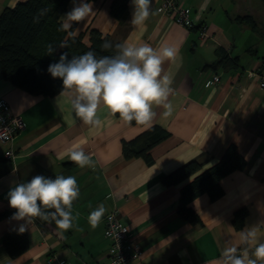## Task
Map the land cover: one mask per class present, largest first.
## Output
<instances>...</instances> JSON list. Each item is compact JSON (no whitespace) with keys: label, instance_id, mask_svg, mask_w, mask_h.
I'll return each instance as SVG.
<instances>
[{"label":"crops","instance_id":"obj_1","mask_svg":"<svg viewBox=\"0 0 264 264\" xmlns=\"http://www.w3.org/2000/svg\"><path fill=\"white\" fill-rule=\"evenodd\" d=\"M19 1L24 0H0V13ZM179 1L195 28L181 26L160 12V0H152L154 14L141 28L130 24L131 0L127 1L126 20L111 14V0H92L86 2L92 3L93 14L73 23L72 30L77 35L83 33L86 44L89 30L95 28L120 43L179 49L177 62L163 65L173 78L174 93L169 97L173 113L165 118L162 107L154 109L157 116L153 125L165 128L170 135L151 149L149 164L142 156L126 158L122 153V142L147 128L126 125L101 108L104 125L92 129L74 117L65 100L58 97L60 92L32 94L0 72V96L24 122L14 139L13 160L4 157L8 144L0 142V264H49L54 257L68 264H110L104 218L95 230L87 221L100 204L106 213L118 210L132 240L142 248L138 264H213L223 247L237 243L239 230L264 221V89L259 86L264 78V34L260 5L257 0ZM72 7L70 0L62 17ZM245 14L253 17L255 27L237 19ZM199 26L206 27L207 38L200 37ZM245 34L256 42L243 39ZM222 50L235 62L234 67L218 63ZM214 75H219V81H212ZM230 144L244 156L246 167L220 180L224 193L218 199L211 200L204 193L189 203L202 222L193 225L178 214L180 189L192 177L165 185L161 176L190 160L202 161L205 169L217 162ZM77 146L92 157L94 169L80 168L64 155ZM60 174L77 180L80 196L73 203V214L79 213L75 221L78 227L61 234L54 222L37 218L25 231L26 250L11 257L2 237L24 222L11 218L15 210L9 207L7 193L36 175L55 179ZM243 207L247 213L237 226L234 213ZM260 226L264 232V224Z\"/></svg>","mask_w":264,"mask_h":264},{"label":"clouds","instance_id":"obj_2","mask_svg":"<svg viewBox=\"0 0 264 264\" xmlns=\"http://www.w3.org/2000/svg\"><path fill=\"white\" fill-rule=\"evenodd\" d=\"M133 12L130 24L134 28L146 26L153 15L152 0H131ZM47 14L41 8L33 17L34 23ZM93 14V5L86 0H73L72 9L62 17L59 31L75 39L77 33L72 30L73 23H80ZM67 40L58 46L48 44L46 55H52L58 48H68ZM104 50L112 49L110 41L104 40ZM179 49L171 45L153 48L148 43H120L115 45L113 55L98 56L89 50L82 55L69 59L67 52L59 56L58 62L51 63L47 72L53 79L62 81L59 98L68 104L74 117L92 129L104 125L99 114L106 110L108 116L115 117L124 124H135L151 128L157 116L155 108L164 109L162 116L167 118L173 113L169 101L174 93L173 78L164 71V63H176ZM64 155L80 168L96 167L92 157L79 146L68 150ZM80 196L75 176L56 175L55 179L36 175L28 182L11 187L7 193L9 207L14 209L12 219L23 221L18 227L20 234L28 230L35 219L51 224L55 223L61 234L78 227L75 221L79 213L73 214V203ZM107 209L103 204L92 210L87 216L88 224L95 230L100 226ZM109 219H111L109 217ZM261 221L245 226L237 232L236 244H227L213 264H264V232Z\"/></svg>","mask_w":264,"mask_h":264},{"label":"trees","instance_id":"obj_3","mask_svg":"<svg viewBox=\"0 0 264 264\" xmlns=\"http://www.w3.org/2000/svg\"><path fill=\"white\" fill-rule=\"evenodd\" d=\"M127 1L111 0L110 12L120 21L126 20ZM69 2L70 0H24L12 7H6L0 13V72L5 79L29 93L51 96L61 91L62 81L53 79L47 68L51 63L58 62L61 53L67 52L69 59L89 50L95 51L98 56L114 54L115 45L120 42L112 40L98 29L89 30V44L83 42V33L76 35L73 40L66 32L59 31L61 17ZM261 2L264 5V0ZM41 8H46L47 14L39 23H34L33 17ZM237 19L252 27L256 26V21L250 14L238 16ZM192 28H195V25L189 29ZM64 40H67L68 48L57 47L52 55H46L48 44L58 46ZM104 40L110 41L113 48L102 49ZM221 56L219 64L234 67L235 62L228 57L225 50H222ZM132 123L135 124L134 121ZM169 135L165 128L154 124L135 138L123 141L122 153L126 158L142 156L149 164L152 162L151 149ZM246 164L244 156L234 144H230L220 159L211 166L202 169V161L190 160L169 174L161 176V180L165 185H174L192 177L180 189L178 214L191 224L200 225L201 219L189 203L204 193L211 200L221 197L224 190L220 180L235 170H243ZM246 213L244 207L235 211L234 222L237 226H241ZM2 244L11 257H16L28 246L26 232L20 234L18 230L10 229L4 233Z\"/></svg>","mask_w":264,"mask_h":264},{"label":"built area","instance_id":"obj_4","mask_svg":"<svg viewBox=\"0 0 264 264\" xmlns=\"http://www.w3.org/2000/svg\"><path fill=\"white\" fill-rule=\"evenodd\" d=\"M158 10L170 16L175 23L181 26L186 28L194 26L188 10L179 0H160ZM200 37H208L204 26L200 28ZM212 81H219V75H214ZM259 86L264 89V78L260 80ZM22 128H24V122L21 117L13 114L9 103L3 96H0V142L8 144L4 151V157L8 160H13L16 156L13 147L14 139ZM104 228L105 235L110 241L107 249L110 264H138L141 260L142 248L132 240L128 227L122 223L117 209L105 214ZM49 264L68 263L54 257L49 260Z\"/></svg>","mask_w":264,"mask_h":264},{"label":"rangeland","instance_id":"obj_5","mask_svg":"<svg viewBox=\"0 0 264 264\" xmlns=\"http://www.w3.org/2000/svg\"><path fill=\"white\" fill-rule=\"evenodd\" d=\"M258 2H256V4H258L259 3V10H260V12H261V17L259 18V20H260V22L263 24V26L261 27V31H262V33L264 34V5H263V3L261 2V0H257ZM227 3H228V1H227ZM259 31H260V28H259ZM254 35H256V33H254ZM257 36V35H256ZM249 37V35L248 34H245L244 36H243V39H245L246 40V38H248ZM250 38V37H249ZM248 38V40H251V42H256L255 40H254V38H251V39H249ZM264 41V40H263ZM261 46V45H260Z\"/></svg>","mask_w":264,"mask_h":264}]
</instances>
